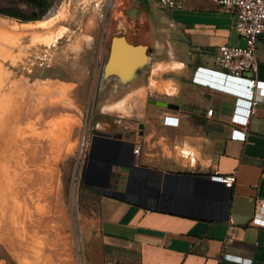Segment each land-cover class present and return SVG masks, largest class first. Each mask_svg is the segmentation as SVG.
Returning a JSON list of instances; mask_svg holds the SVG:
<instances>
[{"label":"crops","instance_id":"0c3cea01","mask_svg":"<svg viewBox=\"0 0 264 264\" xmlns=\"http://www.w3.org/2000/svg\"><path fill=\"white\" fill-rule=\"evenodd\" d=\"M127 1L130 22L119 19V36L110 42L103 69L110 90L102 110L117 117L136 116V122L122 123L125 134L95 132L133 144L129 156L138 172L133 179L126 168L113 170L112 189L123 197L102 195L90 260L234 264L222 258L226 254L264 264V222L253 215L254 201L264 200V104L257 105L243 128L244 141L232 140L235 94L213 85L247 95L248 89L201 72L219 70L217 47L244 45L234 30L235 15L211 0H184L180 11L162 9L157 0ZM115 40L121 45L106 74ZM255 54L257 73L244 77L264 84V41L256 43ZM150 100L178 108L166 110ZM165 117L177 119V126L165 125ZM116 134L120 140L114 139ZM216 174L234 175L233 187L212 180Z\"/></svg>","mask_w":264,"mask_h":264},{"label":"rangeland","instance_id":"374dc122","mask_svg":"<svg viewBox=\"0 0 264 264\" xmlns=\"http://www.w3.org/2000/svg\"><path fill=\"white\" fill-rule=\"evenodd\" d=\"M7 7L30 13L29 7L21 2L0 0V8ZM128 12L127 0H56L40 20L56 15L55 22L42 31L41 41L32 42V35L20 37L18 46L11 50L14 59L2 61L0 58V96L21 81L29 85L38 81L74 85L69 99L73 102L76 123L69 137L70 150L58 162V176L64 215L62 225L71 237L75 264H94L89 248L102 200L101 194L83 184L90 140L95 131L125 134L127 129L122 123L136 122V116L119 115L120 118L102 110L103 97L110 90L109 82L103 79L110 42L119 36L116 31L119 19L130 22ZM59 31L61 37H56ZM0 51H4L1 46ZM0 262L17 264L2 243Z\"/></svg>","mask_w":264,"mask_h":264},{"label":"bare ground","instance_id":"6f19581e","mask_svg":"<svg viewBox=\"0 0 264 264\" xmlns=\"http://www.w3.org/2000/svg\"><path fill=\"white\" fill-rule=\"evenodd\" d=\"M55 20L53 14L18 24L0 17L1 60L14 59L11 50L20 37L41 41L42 31ZM119 45V40L113 42L106 74ZM10 90L0 99V243L17 264H75L72 240L62 225L58 176V162L70 150L76 123L69 99L74 85L21 81Z\"/></svg>","mask_w":264,"mask_h":264},{"label":"built area","instance_id":"2783aa9c","mask_svg":"<svg viewBox=\"0 0 264 264\" xmlns=\"http://www.w3.org/2000/svg\"><path fill=\"white\" fill-rule=\"evenodd\" d=\"M217 5L223 7L226 11L235 15L234 30L240 38L244 40L243 46L229 47L222 45L216 48L214 53L215 62L219 68L218 71H203L208 77H222L224 82L232 79L237 85L245 86L249 94H242L231 91L225 86L213 85L219 90L235 94L233 109L230 122L236 127L231 131L232 140L244 141L245 133L243 128L247 126L248 119L256 112L259 104H264V96L261 95L264 84L258 82L255 78H246L244 74L255 75L257 73L256 43L259 40L264 41V0H211ZM159 7L165 10L180 11L184 8V0H157ZM198 71L195 72V75ZM198 80V79H197ZM204 84L205 81L199 80ZM211 86L212 84H208ZM258 92L256 95L255 93ZM211 116L212 110L206 113ZM164 124L177 126V119L165 117ZM241 128V129H239ZM139 151L135 147L134 153ZM212 180L222 184L225 188L231 189L235 183V176L214 175ZM255 218H260L264 222V200L254 201ZM222 258L234 264H252L251 260L242 257L223 254Z\"/></svg>","mask_w":264,"mask_h":264},{"label":"flooded vegetation","instance_id":"af4514ba","mask_svg":"<svg viewBox=\"0 0 264 264\" xmlns=\"http://www.w3.org/2000/svg\"><path fill=\"white\" fill-rule=\"evenodd\" d=\"M111 138V134L98 135L94 133L92 139L90 140L87 162L85 165L86 168L87 163L90 159L93 165L94 174L89 176L87 180H84L83 174V184L86 185L89 189H92L94 192L101 195H109V191H114L112 189L113 170H122L123 167L121 166H127L130 161L129 147L122 143L116 142ZM114 150H119V152L114 154ZM107 165L112 166V171L109 186L106 189V179L101 175V173H103ZM137 172L138 170L130 171L133 179L136 177ZM120 197L123 196L119 195V198Z\"/></svg>","mask_w":264,"mask_h":264},{"label":"trees","instance_id":"16d2710c","mask_svg":"<svg viewBox=\"0 0 264 264\" xmlns=\"http://www.w3.org/2000/svg\"><path fill=\"white\" fill-rule=\"evenodd\" d=\"M27 5L30 13H25L16 7L0 8V16L15 19L21 23L40 21L53 7L56 0H15Z\"/></svg>","mask_w":264,"mask_h":264},{"label":"water","instance_id":"95a60500","mask_svg":"<svg viewBox=\"0 0 264 264\" xmlns=\"http://www.w3.org/2000/svg\"><path fill=\"white\" fill-rule=\"evenodd\" d=\"M151 104L157 106V107H160V108H163V109H166V110H177V106L176 105H173V104H170V103H166V102H162V101H156V100H150ZM139 130L141 131L142 130V125L140 124L139 125ZM95 134H98V135H104L102 133H99V132H95ZM114 139H117V140H120L121 139V135L120 134H116L114 135ZM126 145L129 147V153L132 151L133 149V144L131 143H126ZM119 150H114V154L118 153ZM131 163L127 166H121L123 168H126L128 169L129 171H132L134 169V157L131 156ZM111 171H112V166L111 165H107L105 167V170L103 171V173H101L102 176L105 177L106 179V184H105V188L107 189L108 186H109V181H110V178H111ZM94 174V170H93V165L89 159L88 163H87V166L85 168V172H84V180H87L89 176L93 175ZM156 183L158 184L159 183V178L155 180ZM110 192V196L115 198V199H119V193L118 192H114V191H109Z\"/></svg>","mask_w":264,"mask_h":264}]
</instances>
